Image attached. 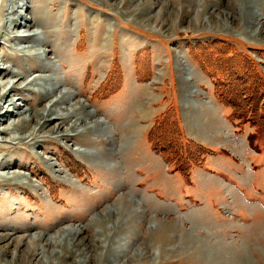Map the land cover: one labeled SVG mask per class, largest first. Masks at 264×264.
<instances>
[{"label": "rangeland", "instance_id": "rangeland-1", "mask_svg": "<svg viewBox=\"0 0 264 264\" xmlns=\"http://www.w3.org/2000/svg\"><path fill=\"white\" fill-rule=\"evenodd\" d=\"M136 2L141 0L125 5L119 0L14 3L24 16L33 14V8L45 10L49 16L40 37L51 40L43 46L35 42L40 53L43 48L48 52L44 56L37 51L22 56L14 49L22 45L18 40L0 43V54L11 56L5 65L24 69L21 85L38 74L51 78L15 93V103L37 108L56 98L59 89L72 90L85 111L102 123L80 134V141L56 138L61 132L40 136L41 145L35 147L0 141V157L9 153L4 160L22 175L5 184L0 178V233L47 237L66 227H82L83 241L73 245L80 251L74 257L67 252L60 264H76L81 252L89 255L85 264H264V134L251 143L247 134L253 127L229 122L226 134L225 126L206 114V92L213 83L190 51L213 43L229 47L237 64L247 58L264 76V0H251L248 15L245 0L243 8L237 0H157L152 7L144 1L139 8ZM140 9L151 15L163 10V23L146 21L147 15H137ZM196 11L203 19L190 22ZM3 13L4 21L8 15ZM225 14H237V24L231 17L216 21ZM60 27L65 36H51ZM11 58L19 64L11 66ZM54 86L57 90L41 103L34 97V90ZM3 104L8 107L9 101ZM158 105L174 107L183 132L215 151L203 167L191 169L189 183L177 174H164L163 180L143 153L146 134L164 111L154 116ZM118 201L129 218L122 226L115 223L102 247L97 240L103 237V225H114L107 219L114 217L110 211ZM159 226L168 231L169 240L156 252ZM7 248L0 264H20L10 262L15 248ZM18 249L24 251V245Z\"/></svg>", "mask_w": 264, "mask_h": 264}, {"label": "bare ground", "instance_id": "bare-ground-1", "mask_svg": "<svg viewBox=\"0 0 264 264\" xmlns=\"http://www.w3.org/2000/svg\"><path fill=\"white\" fill-rule=\"evenodd\" d=\"M237 1L239 3V6L243 8L241 4L243 0H237ZM130 2L131 4H133V0H119V3H121L122 5L129 4ZM143 2L145 4L146 3L149 4V6L152 7L157 2V0H141V2H136L135 4L136 8H139V6ZM14 3H16V0H0V12L3 13V11L6 10L7 15H8L6 16L4 21L2 19L0 20V39H1L0 43H3V41L5 42L11 41V42L17 43L15 42V40H18L19 43H22V45L16 46L14 47V49L17 50L18 53H20L22 56H26V57L30 56L29 53H35L36 51L37 53H40L39 50H37L38 48H36L35 42L38 43L37 46H43L47 44L50 45L51 43V40L49 41L46 38L40 37V34H41L40 32L44 30V27L46 26L45 24L48 21L47 17L49 16V14L45 12V10H42V9L34 10L33 8L32 9L33 14L29 16H24L22 12L17 11V8H20V5L17 4V6L14 7ZM250 3H251V0H245V9L247 10V12L246 11L244 12L247 15L249 14ZM5 5H7V8L5 7ZM136 8L135 10H137ZM28 9L30 10L29 7L26 8V10ZM144 11L146 10L140 9V11L137 12V15L138 13L142 15H147L148 17H146L145 19L146 21H153V23H156V24L163 23L162 21L163 18L161 17L162 13L164 12L163 10L156 11L152 15L147 14ZM201 15L202 14L196 11V15L194 16V19L192 18L190 22L198 20V19L200 20L203 19L201 18ZM233 15L237 17V14H233ZM233 15H228V14L222 15L221 18L218 17L216 21H220V19L221 21H225V19H229L231 17L230 18L231 21L233 22L234 25H236L237 24L236 17H234ZM1 29H2V32H1ZM14 29H15V32L17 31L19 32L23 29L22 31L25 33H15V32L12 33ZM26 31H29V32H26ZM5 32H9V34H6ZM65 32L66 30L60 27L59 29H56V31L51 32V36L53 37L56 36V39H60L61 37L65 36L64 35ZM37 37H40V38H37ZM27 41H32L33 44H26ZM30 50H32V52H30ZM40 51H41L40 54L43 56L46 55V53H48L45 51L44 48L40 49ZM52 52H56V51L52 49ZM10 57L6 53L0 54V76H1L0 116H2L0 118V122L3 123V125H0V141L1 142L6 143V145L8 143H12V144L20 143V142L23 144L29 143L31 147H35L37 145L38 146L41 145L38 142L39 141L38 138L40 136L44 135L43 137H48L47 135H56L58 132H61V134H57L56 138H60L63 140L73 139L74 141H80L82 140L81 138H78L79 136H81L80 134H82L83 132H86L87 130L93 129L94 127H96V125L102 123L98 119H93L92 118L93 114L85 111V108H86L85 104L81 101L76 100L77 93L72 90L59 89V95H57L56 98L50 99L46 105L43 104L41 105V107L25 108L26 103L16 104L13 99L15 93L17 94L18 92L24 90L25 88H29L30 85L41 86L40 83L42 81H46L51 78L45 74L44 75L38 74L37 77L34 76L30 80H28L26 84L21 85L22 81L20 80H22L25 77V71L24 69L22 71H13L11 68L6 66L5 60L7 59L9 60ZM10 60H11V64H10L11 66L19 64L18 60H14L13 58H11ZM73 65L74 64H72V66ZM75 68H76V65L73 66V69ZM45 70L49 71L50 68H45ZM54 90H57V87L55 88L54 86L50 88H44L42 92H40V89H37V91L34 90L35 91L34 97L39 98V103H41L45 99V97L49 96V94L54 92ZM7 101H9V105L8 107H5L3 103ZM9 106H12V109H9L10 108ZM16 114H18V116H15ZM87 119H90L89 122H86ZM31 124H33L34 126L32 127ZM16 131H23L25 133L21 135H15L14 132ZM71 131H74V132L71 134L70 133ZM7 135L9 136L8 140L5 138L7 137ZM77 152L79 151L77 150ZM2 155L0 157V170H2L0 173V178H2V181L5 184L7 179H13L14 177H21L22 175L20 173L15 172V170L10 166L11 164H9V161L7 163L4 160L6 155L9 156V153H6V155L4 154ZM14 155H16L15 151L12 153L11 156H14ZM47 163L48 165H50V167H52V164H53L52 162L47 161ZM119 200H123V199H119ZM110 213H112L114 217L111 218L108 216L107 221H109L111 224H114V225L116 223V225L122 226L123 223L127 222V219L129 218V216H125L126 208L120 201H118L117 205L113 207ZM114 225L113 226L103 225V229H102L103 237L98 238L97 240L98 245H102V247H106V241H107L106 238L108 236L110 229L112 230L113 227L116 228V225L115 226ZM82 231H83L82 227L74 226V227H66V228H63L62 230H57V232H55L56 235L52 234V235H48L47 237L45 236L46 234L44 233H40V234L31 236V237H25V236L24 237L23 236L13 237L11 232L0 233V242L2 241L6 242L5 246L4 245L0 246V254L3 255V254L9 253L8 251L9 249L7 247L12 245L15 248V252L11 253L10 255L11 263L17 260L20 264H26V263L27 264L29 263H32V264H60L61 262L64 261V259H66L67 252L70 254L71 257H74L75 253L77 254L78 253L77 251H80L78 250V248L74 247L73 245L78 246L77 244H79L80 241H83V238L79 239V236L82 233ZM115 233L116 232H114V234ZM156 233L158 234L154 236V240H156L154 247L156 249L155 251L157 252L159 250H163V248H165V246L167 245L168 240H169L168 238L169 233L167 230H164V228L161 226L158 227V230H156ZM20 245H24V251L20 252V250L18 249ZM44 245L50 246L51 250L49 251L45 250ZM102 253L104 254L103 250H102ZM102 253L99 254V257H101ZM80 254H81V257H79L76 264H85V260L86 258H88L89 255L87 252L85 253L81 252L79 253V255Z\"/></svg>", "mask_w": 264, "mask_h": 264}, {"label": "trees", "instance_id": "trees-1", "mask_svg": "<svg viewBox=\"0 0 264 264\" xmlns=\"http://www.w3.org/2000/svg\"><path fill=\"white\" fill-rule=\"evenodd\" d=\"M211 46L199 52L190 47V51L198 67L210 77L215 98L229 109V121L237 127L248 124L254 128L247 135L253 143L256 135L264 134V76L247 58L241 65L237 64L238 56L230 57L229 47L216 43ZM146 136L151 148L164 158L171 171L178 172L188 182L191 169L202 167L207 155L213 153L210 147L186 137L174 107L154 118Z\"/></svg>", "mask_w": 264, "mask_h": 264}, {"label": "crops", "instance_id": "crops-1", "mask_svg": "<svg viewBox=\"0 0 264 264\" xmlns=\"http://www.w3.org/2000/svg\"><path fill=\"white\" fill-rule=\"evenodd\" d=\"M207 93H208L207 100L205 101L206 102L205 103L206 104V109H205L206 114H208L209 116H211L215 120L218 119L219 123H221L223 127L225 126L224 127L225 128L224 131H225L226 134H228V131L230 132V130H231V129L229 130V127H228L229 126V120H228L229 110H228V108L225 107V106H223L222 104H220L215 99V97L212 94V88H211V85L210 84H209V91H207ZM158 106H159V109L156 110V111H154V114H153L154 116L158 112L163 111L164 110V107H165V106L161 107V105H158ZM185 134L187 135L186 132H185ZM187 136L190 139L193 140V138H191L189 135H187ZM194 140L197 141L198 139L196 138ZM142 150H143V153H144L147 161H149V163L151 165L150 167H152L156 173H161V175L163 176V180L164 179H167V176L166 175H168L169 177H172V178H176V176L179 175L178 173L172 172L170 170V167L168 166V164L166 163V161L164 160V158L159 153L155 152L151 148V146H150V144L148 142L145 143L144 147H142ZM217 153L218 154H220V153L222 154L221 151L220 152H217ZM208 156H210V155H208ZM164 174H166V175H164ZM161 181H162V179H161ZM158 182H160V181H158ZM185 182H186V180H185ZM156 186H158L157 183H156Z\"/></svg>", "mask_w": 264, "mask_h": 264}]
</instances>
